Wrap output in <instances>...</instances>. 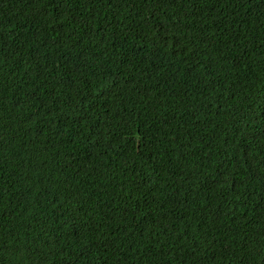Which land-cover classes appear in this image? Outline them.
I'll return each mask as SVG.
<instances>
[{
	"label": "trees",
	"instance_id": "1",
	"mask_svg": "<svg viewBox=\"0 0 264 264\" xmlns=\"http://www.w3.org/2000/svg\"><path fill=\"white\" fill-rule=\"evenodd\" d=\"M0 264H264V0H0Z\"/></svg>",
	"mask_w": 264,
	"mask_h": 264
}]
</instances>
